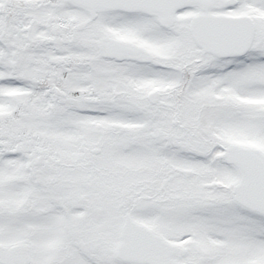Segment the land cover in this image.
I'll return each mask as SVG.
<instances>
[{
    "label": "snow or ice",
    "instance_id": "6c2138e0",
    "mask_svg": "<svg viewBox=\"0 0 264 264\" xmlns=\"http://www.w3.org/2000/svg\"><path fill=\"white\" fill-rule=\"evenodd\" d=\"M0 264H264V0H0Z\"/></svg>",
    "mask_w": 264,
    "mask_h": 264
}]
</instances>
